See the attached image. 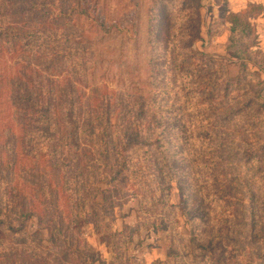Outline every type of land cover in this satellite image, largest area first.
<instances>
[{"label": "rangeland", "instance_id": "obj_1", "mask_svg": "<svg viewBox=\"0 0 264 264\" xmlns=\"http://www.w3.org/2000/svg\"><path fill=\"white\" fill-rule=\"evenodd\" d=\"M0 222V264H264V0H0Z\"/></svg>", "mask_w": 264, "mask_h": 264}, {"label": "trees", "instance_id": "obj_2", "mask_svg": "<svg viewBox=\"0 0 264 264\" xmlns=\"http://www.w3.org/2000/svg\"><path fill=\"white\" fill-rule=\"evenodd\" d=\"M38 78H39V75H38ZM44 80L45 79H43L39 82H41V84H42L44 82ZM30 83L33 84L31 79L27 80L26 82H24L22 80L21 83L17 84L20 88L19 90L22 91V93L25 95L23 97H19V96L17 97L16 96V101H21V103L24 104V106L26 107V108H24V110L30 111L28 113V116H26V119L29 118V120H28L29 123L32 122L33 119H35L34 123H36L37 121H41L42 124H45V123L48 124L49 123V128L45 129L44 131L46 132L45 133L46 135H51L54 137L49 141L51 144L50 146L53 148L54 152H58V153L64 152L65 149L62 151L59 148V145L62 143V141L60 140V138L57 137L58 133H56V130H55V132H53V130H52V129L56 128L57 124H59L58 120H55V119H57V117L55 115V111H53V110L49 109L47 106H45L48 103L50 105L51 102L55 103V99H53L54 92H53V90H50L53 95H51L50 92L41 93V91H40L41 88L39 86L40 83H38V82H36L37 86H36V88H34L35 91L32 92L31 88H33V85H30ZM41 105H44L45 109L47 111V113H44L43 115L41 113ZM105 116H108V115L106 114ZM109 118H110V116H109ZM109 118L108 117L103 118L102 123L99 125L100 132H98V130L95 128L96 126H94L92 129L84 130V132L80 135V138H82V140H84L86 143H89L91 139H92V141L94 140V141L100 142L102 140V138L103 139L105 138V142L102 143L100 146H99V144H98V146H93V147H98L97 153H98L99 157L106 158L108 160L110 159V157H112L116 161H119L120 158L117 156V154L115 152H113L112 150L106 148V146L109 143L106 141V138L108 139L109 136L106 135L104 137L103 134H106L107 131L109 130V124H110ZM70 126H71V128H70L71 130H69L70 131L69 135H70V142H72V138H71L72 132L71 131H72V129L74 131H76V130H78L79 127L76 124H71ZM31 128H33L31 126V124H27V126H26L27 132ZM27 132H24V136ZM75 136H77V135H75ZM84 148H85V146H84ZM71 155L72 154L69 155V153H67L66 158H68L70 160ZM127 161L129 162V160H127ZM56 163L60 164V162L58 160H56ZM76 166H79V164H76ZM57 183H58V188H59L60 187L59 181ZM52 188H53V186L49 185L46 188V193L48 192L49 189H52ZM48 195L49 194L47 193V195H45V196L48 197ZM52 195H53L54 199H57V201H59V194L57 192H54ZM23 200H24L23 196L20 193H17L16 194V202H11V203L16 205V207L14 205L13 210L16 211L17 218L24 222V220L26 218H30V216L32 215V212H31L32 210H30L29 208H27L25 205L22 204ZM82 208H83V205L81 206V208L77 207V210L79 211L80 215L76 214V217L83 218L84 212H83ZM59 218H62V215H59ZM4 228L0 227V239H2V236L5 234ZM56 231L58 232V235H55ZM23 234H25V236H28V234L26 232H24ZM36 234H38V233L35 232V235ZM60 234H61V232H59V230L55 229V231L51 232V234H50V235H52L51 239L54 240V242H57ZM30 235L32 236V234H30ZM0 244H1V242H0ZM14 245H16V244L14 243ZM11 250L14 251L15 249L11 248ZM16 250H18V248H16Z\"/></svg>", "mask_w": 264, "mask_h": 264}]
</instances>
